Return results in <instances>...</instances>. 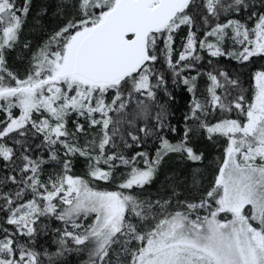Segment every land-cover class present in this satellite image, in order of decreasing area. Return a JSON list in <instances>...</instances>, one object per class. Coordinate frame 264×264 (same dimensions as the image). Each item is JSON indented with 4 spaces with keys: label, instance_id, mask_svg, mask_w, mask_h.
<instances>
[{
    "label": "snow or ice",
    "instance_id": "1",
    "mask_svg": "<svg viewBox=\"0 0 264 264\" xmlns=\"http://www.w3.org/2000/svg\"><path fill=\"white\" fill-rule=\"evenodd\" d=\"M0 264H264V0H0Z\"/></svg>",
    "mask_w": 264,
    "mask_h": 264
},
{
    "label": "trees",
    "instance_id": "2",
    "mask_svg": "<svg viewBox=\"0 0 264 264\" xmlns=\"http://www.w3.org/2000/svg\"><path fill=\"white\" fill-rule=\"evenodd\" d=\"M26 34H27V32H26ZM177 100H178V107H179V106H182V105L185 103V101H184L183 99L180 98V95H178ZM178 114H179V113H177V115H178ZM70 259L73 260V261H76L77 258L73 256V257H71Z\"/></svg>",
    "mask_w": 264,
    "mask_h": 264
}]
</instances>
